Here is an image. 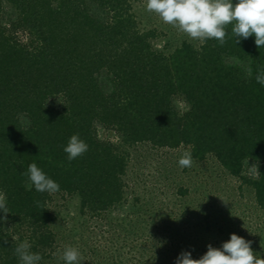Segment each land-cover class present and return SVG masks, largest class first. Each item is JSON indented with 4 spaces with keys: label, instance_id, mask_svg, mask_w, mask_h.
I'll list each match as a JSON object with an SVG mask.
<instances>
[{
    "label": "trees",
    "instance_id": "1",
    "mask_svg": "<svg viewBox=\"0 0 264 264\" xmlns=\"http://www.w3.org/2000/svg\"><path fill=\"white\" fill-rule=\"evenodd\" d=\"M138 1L0 0V192L23 233L13 240L0 223V264H20L14 250L23 242L45 263L54 242L47 205L54 194L78 196L81 213L91 218H104L125 201L128 155L96 139V121L117 130L124 145H185L194 159L213 155L264 208V86L255 80L264 69V47L257 48L254 36L236 44L229 26L223 46L215 39L199 46L185 41L165 53L153 45L157 30L139 26ZM6 3L27 42L2 25ZM57 96L63 106H48ZM175 96L189 104L186 112L175 108ZM73 134L88 151L69 161L63 148ZM247 159L260 163L258 176L243 174ZM33 162L60 185L58 192L26 189L22 173ZM204 220L211 229L208 214ZM129 227L132 234L139 229L137 219ZM162 232L149 234L150 247L133 245L150 253L142 264H175L182 251L193 259L207 251V245L202 253L193 250L200 242L189 232Z\"/></svg>",
    "mask_w": 264,
    "mask_h": 264
},
{
    "label": "rangeland",
    "instance_id": "2",
    "mask_svg": "<svg viewBox=\"0 0 264 264\" xmlns=\"http://www.w3.org/2000/svg\"><path fill=\"white\" fill-rule=\"evenodd\" d=\"M133 7L142 29L157 30L159 35L153 40V45L165 53L172 52L185 41L195 46L202 43L149 13L146 0L135 2ZM17 19L14 7L4 4L2 25L27 42L29 36L22 29L14 28ZM63 104V96L47 100V105L53 108H60ZM173 105L180 113L189 108L181 96L173 98ZM21 118L27 125L28 118ZM93 129L97 140L118 147L128 155L123 175L125 201L108 211L104 218H91L81 213L78 196L54 194L47 204L55 217L51 224L54 242L48 248L44 264H65L61 255L67 246L79 250L80 264H142L146 259L144 256L148 257L150 253L137 250L133 245L136 241L145 247L152 245L147 237L153 232H162L161 229L165 234H174L176 229L193 234L200 242L192 246L198 253H202L204 245L220 248L235 233L250 241L253 252L264 258V208L257 206L253 189L227 173L213 155L204 160L193 158L192 167L181 168L178 161L183 151L191 150L188 146L159 147L148 142L129 146L123 144L121 135L112 127L96 121ZM247 161L250 167L257 164L258 170L260 163L252 159L244 162L243 174L254 177L249 172ZM207 214L211 222L209 230L204 220ZM4 215L0 211V218ZM136 219L141 229L135 228L132 234L129 222ZM0 223L13 240L23 235L8 214L6 219H0ZM220 227H223L222 231ZM142 229L144 234L140 236L138 232Z\"/></svg>",
    "mask_w": 264,
    "mask_h": 264
},
{
    "label": "clouds",
    "instance_id": "3",
    "mask_svg": "<svg viewBox=\"0 0 264 264\" xmlns=\"http://www.w3.org/2000/svg\"><path fill=\"white\" fill-rule=\"evenodd\" d=\"M146 10L192 40L215 39L223 46L228 35L227 29L231 26V34L236 38V44L241 39L254 36L257 48L264 47V0H236L235 3L233 0H146ZM245 74L252 76L250 65L245 68ZM255 80L264 86V69L257 71ZM63 151L68 160L72 161L86 153L88 145L79 134H73ZM178 163L181 168L192 167L191 152L183 151ZM247 165L254 177L259 175L257 164L250 167L247 161ZM22 175L27 177V190L34 187L37 192L49 194L60 190V185L48 177L35 162L29 164ZM0 211L5 214L0 219H6L9 209L3 192H0ZM30 247L27 242L16 246L14 251L20 264H39L42 259L40 254L31 252ZM61 259L65 264H80L81 254L77 248L67 246ZM175 264H264V258L253 252L250 241L233 233L220 248L209 244L207 251L199 259H193L189 251H182Z\"/></svg>",
    "mask_w": 264,
    "mask_h": 264
}]
</instances>
